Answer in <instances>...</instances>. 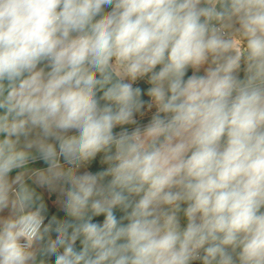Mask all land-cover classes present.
Segmentation results:
<instances>
[{"label":"clouds","instance_id":"9594fccd","mask_svg":"<svg viewBox=\"0 0 264 264\" xmlns=\"http://www.w3.org/2000/svg\"><path fill=\"white\" fill-rule=\"evenodd\" d=\"M0 264H264V0H0Z\"/></svg>","mask_w":264,"mask_h":264},{"label":"trees","instance_id":"16d2710c","mask_svg":"<svg viewBox=\"0 0 264 264\" xmlns=\"http://www.w3.org/2000/svg\"><path fill=\"white\" fill-rule=\"evenodd\" d=\"M141 86L143 87L144 85L143 84H141ZM92 170H96V165H93V168H92ZM100 219H102V218H100Z\"/></svg>","mask_w":264,"mask_h":264},{"label":"rangeland","instance_id":"374dc122","mask_svg":"<svg viewBox=\"0 0 264 264\" xmlns=\"http://www.w3.org/2000/svg\"><path fill=\"white\" fill-rule=\"evenodd\" d=\"M40 166H43V165H42V162H41V165H40Z\"/></svg>","mask_w":264,"mask_h":264}]
</instances>
